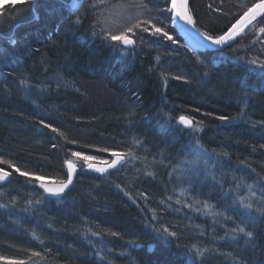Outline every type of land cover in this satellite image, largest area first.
<instances>
[{"label": "trees", "instance_id": "trees-1", "mask_svg": "<svg viewBox=\"0 0 264 264\" xmlns=\"http://www.w3.org/2000/svg\"><path fill=\"white\" fill-rule=\"evenodd\" d=\"M67 1L23 0L0 11V158L35 172L25 177L0 164L9 173L0 183V257L26 264H264V215L255 212L264 207V72L248 63L253 49L245 31L226 48L195 51L172 24L170 0H144L176 42L137 31L126 47L105 40L98 20L122 0H84L79 11ZM228 1L217 10L209 0H188L196 27L209 35L229 27L230 12L244 5ZM254 25L264 27V15ZM56 74L112 93L89 107ZM181 114L199 130L179 125ZM104 148L132 155L104 173L82 164L64 198L43 195L36 171L51 167L49 177L64 180L63 161L77 159L73 152L95 156ZM160 157L167 163L156 168ZM249 184L257 191L254 223L240 203ZM238 224L254 237L233 232ZM162 226L177 236L165 241L154 231ZM193 245L207 249L203 258ZM33 251L41 255L29 259Z\"/></svg>", "mask_w": 264, "mask_h": 264}, {"label": "snow or ice", "instance_id": "snow-or-ice-1", "mask_svg": "<svg viewBox=\"0 0 264 264\" xmlns=\"http://www.w3.org/2000/svg\"><path fill=\"white\" fill-rule=\"evenodd\" d=\"M41 0H30L31 6L36 5L37 3H40ZM103 2V0H101ZM84 5V0H74V3L72 5V8L74 11H79ZM90 8H95L96 3H92L89 5ZM127 7H137L140 8L142 5L140 4H130ZM211 7V5H209ZM171 11L175 12V15L179 17L182 21L185 23L191 25L193 28L196 29V31L199 33V28L196 27V23L193 19V16L189 13L188 11V0H171ZM2 11V9H0ZM264 14V0H259L258 3L252 5V7L248 8L246 12H244L243 16H241L235 24L231 26V28L228 29L227 32H225L223 35H219L216 37H213L209 35L208 33H201V35L204 36V38L207 41H211L212 44L214 45H224L228 41L233 40L239 33L243 32V30L252 23V21L256 20L257 16ZM140 13L136 14V18L134 19L132 15L130 14H122L121 19L123 22V31L120 32L119 35L112 34L111 32L101 29V31L104 33V39L107 41H119L121 42L124 46H131L135 43V41L131 38L126 33H133L134 29L141 28V25H145L141 30L144 32L149 31V27L151 26L152 29V34H160L163 37L167 38L168 40H172L173 43L176 41L172 39V37L168 34L167 31H164L161 27L156 26V24L153 23L151 19H145V20H140L139 19ZM36 18L38 19L39 16L37 15ZM77 24L82 23L80 17H77L74 21ZM119 22V21H118ZM95 27V23H94ZM261 32H264V28H260ZM96 35V32H93V36ZM9 43H16L15 40L9 39ZM113 47H116V45H112ZM157 60L159 58L157 57ZM249 64L255 65L261 69H264V61H260L258 59H252L248 61ZM161 76H165L164 73H161ZM175 79H180L181 77H174ZM221 120L227 119L226 117H219ZM43 123V121H41ZM178 123L180 125H183L185 128H190L193 129L194 131L199 130L198 124L194 126L193 120L185 115H180L178 118ZM45 127H52L51 125H45ZM53 132L58 131L56 128H52ZM140 141L134 140V144H139ZM198 147H202L199 146ZM99 151H104L107 152L109 149L104 148V149H99ZM72 155L76 157L78 160H82L85 162L87 167L89 169H95L97 172H106L109 168H115L120 161L124 160L126 157L131 156L132 152L129 151L127 153L121 154L119 152L113 151L112 156L115 157L111 161V163H108L107 161H102V163L106 164L107 167H97L93 161L97 160V157L91 156V155H82L81 152H73ZM199 161L198 160H193L190 163L192 164H197ZM0 164H7L10 168H15V171L18 172L21 176L25 177H32L33 174L28 173V172H23L19 168H16L15 165H13L10 161L4 160L3 158H0ZM67 168H68V175H67V180H61L58 182H55L53 186H49L48 184L43 182V178L40 176H35V180L40 181V187L44 189L46 193H48L50 196H55V197H61L64 195L65 190L69 187V185L72 184V175L76 170V165L73 164L72 160H67L66 161ZM148 175H153V173L149 172L147 173ZM9 176V173L7 171H4L2 168H0V182H4L7 180ZM239 185H237L238 187ZM247 190L249 193L248 197H242L240 200V203L242 206L250 213L249 215V223H254L255 222V217L251 215V212L253 211V204H252V198L257 196V191L254 189V185L249 184L247 185ZM261 198L259 202L261 204H264V188L261 190ZM28 204H31L32 201H27ZM39 203V201H37ZM204 207L210 209L212 206L209 205L207 202H204ZM255 212L260 213L264 215V207H258L255 209ZM215 215V213H213ZM165 241L169 240L170 238H174L177 236V233L174 231H170L169 228L162 226L160 229H154ZM233 232H238L242 233L245 237L249 238L251 240L254 237V232L253 231H247L244 226L238 225L236 228L232 230ZM113 236L119 235L118 233L112 232L110 233ZM35 239H39L37 236H35ZM193 250L195 251L196 255L203 258L204 252L207 251V249H199L196 247V245H193ZM41 254L39 252L33 251L31 253V256L29 259L32 257H39ZM0 260H6V264H26V261L23 259H8L5 257H0Z\"/></svg>", "mask_w": 264, "mask_h": 264}, {"label": "rangeland", "instance_id": "rangeland-1", "mask_svg": "<svg viewBox=\"0 0 264 264\" xmlns=\"http://www.w3.org/2000/svg\"><path fill=\"white\" fill-rule=\"evenodd\" d=\"M144 0H122L120 3L115 2L110 4L109 7H106V11L104 9V11L100 14L98 20H99V24L101 25L102 29H105L109 32H111L112 34L115 35H119L121 31H123V22L121 19V15L122 14H130L133 16V18H136V14L140 13L139 15V19L140 20H145V19H151L153 21L154 24L159 25V27H163L162 24H165V21L163 19H158V14L153 12L151 13V11L149 10L150 8L143 5L140 8L137 7H127L130 4H142ZM240 3H242L244 6H240L239 9H237V11L232 10L230 12V14H232V19H236L239 15H241L240 13L242 11H244L246 8H248L251 3H253L254 0H238ZM16 2H23V0H0V9L5 5V4H12V3H16ZM209 4H211V6L217 10H219V8L222 9H226V6H229L231 3L226 0V1H220V0H209ZM216 7V8H215ZM153 11V10H152ZM172 17V15H171ZM119 21V22H118ZM173 21V20H172ZM173 24V22H172ZM145 27V25L141 26V28H137L134 29L133 33H126L129 38L135 40V34L137 33V31L142 32V33H146L144 31H142L141 29ZM149 31H152L151 26ZM248 28V27H247ZM245 29V36L243 37L244 41L246 43H249V46L252 47V53H251V59H258L260 61H264V32L260 31V28H264L261 27L260 25H254L249 29ZM243 31V32H244ZM242 33V32H241ZM139 34V33H138ZM241 36V34H240ZM239 36V37H240ZM238 38V37H237ZM187 42V40H186ZM233 43V42H232ZM122 44V43H121ZM123 45V44H122ZM133 46V45H131ZM188 46V45H187ZM190 48V47H189ZM248 60V61H250ZM250 66L252 68L257 69L260 72H264V69H261L255 65H251ZM80 89H82V91H84V93H86V96L88 97V99L95 97L97 94L96 93H100V88H102L103 85L97 83V82H86V81H81V84L79 85ZM105 90H103L104 92ZM112 152L113 151H107L106 154H102V160L106 161V158H110V157H114L112 156ZM118 152V150L116 151ZM78 160V159H76ZM79 162H81L82 160H78ZM96 161V160H95ZM2 165V164H1ZM86 166V165H85ZM2 168L4 171L5 170L3 167ZM15 170V168H14ZM21 171L26 172L25 169L20 168ZM28 171V170H27ZM8 172V171H7ZM28 173H35L33 172V170L29 171ZM36 176H40L43 178V182L45 181H53V180H59V178L57 177H49V176H44V175H36ZM38 183H40V181L36 180ZM44 195V193H43ZM45 196V195H44ZM202 249V248H199ZM203 250V249H202ZM196 257H199L196 255L195 251H193Z\"/></svg>", "mask_w": 264, "mask_h": 264}, {"label": "bare ground", "instance_id": "bare-ground-1", "mask_svg": "<svg viewBox=\"0 0 264 264\" xmlns=\"http://www.w3.org/2000/svg\"><path fill=\"white\" fill-rule=\"evenodd\" d=\"M70 1H71V3H70ZM259 0H254L253 1V3H251V5L252 4H255V3H257ZM73 3H74V0H68L67 1V4L70 6V7H72V5H73ZM250 5V6H251ZM249 6V7H250ZM248 7V8H249ZM247 9V8H246ZM104 10H102V11H100V13H99V15L103 12ZM264 14H262L261 16H259V17H257V19L256 20H254V21H257L258 19H260V18H262V16H263ZM254 21H252V23L254 22ZM252 23H251V25H249L248 26V28L249 27H252ZM179 31V30H178ZM181 34V33H180ZM182 35V34H181ZM192 47H193V44H191L190 42H188ZM56 76H57V78H58V80H62V85H63V87L65 88V89H67L69 92H71V91H74L75 93H78L79 95H80V97H82V99H83V103L84 104H86L87 106H89V107H93L94 105H100V104H102L103 103V99L105 98H107V97H109L110 95H108V94H111L112 92L110 91V90H108L107 88H104L103 89V86H102V88H100V93H96L97 95L95 96V97H93V98H90V99H88V97L86 96V93H84V91H82V89H80L79 87V85L81 84V82L80 81H78V82H73V81H67L62 75H57L56 74ZM55 79H56V77H55ZM54 78H52V80H55ZM103 90H105L104 92H103ZM181 115H185V116H188L187 114H181ZM188 117H190V116H188ZM179 118V117H178ZM178 118H177V122H178ZM191 119H192V117H190ZM193 120V119H192ZM179 124V123H178ZM180 125V124H179ZM183 126V125H182ZM183 128L185 129V130H191V129H187V128H185L184 126H183ZM63 132H59V133H57V134H59V136L61 137V139H63V135L61 136L60 134H62ZM119 152V151H118ZM119 153H121V152H119ZM121 154H123V153H121ZM95 157H97V160L96 161H93V163H95V164H97V165H101V166H106V164H104V163H102V156H101V154H99V153H97L96 155H95ZM112 159H113V157H110V158H106L105 160L108 162V163H111V161H112ZM67 160H72V162H73V164H75L76 165V170H75V172L73 173V177H72V183H73V180H74V177H75V175L77 174L76 173V171L78 170V169H80L81 168V166H82V164L85 166L86 164H85V162L84 161H81V162H79L78 160H76V159H66V160H64L63 161V167L67 170V164H66V161ZM124 160H122V161H120V163H122ZM120 163H118L117 165H119ZM166 163H167V160L165 159V158H162V157H160V158H158L155 162H154V166L156 167V168H161V167H163V166H165L166 165ZM86 167H87V165H86ZM117 167V166H116ZM115 167V168H116ZM88 168V167H87ZM115 168H109L107 171H109V170H114ZM89 169V168H88ZM56 169H52L51 170V167H50V169H47V170H41V171H36V175H44V176H53V174H55V173H53L54 171H55ZM90 170H92L93 172H97L95 169H90ZM29 171H31V170H26V172H29ZM106 171V172H107ZM34 172V171H33ZM104 173V172H103ZM58 175V174H57ZM66 177H67V175H66ZM66 177L64 178V180H66ZM54 182H57L58 180H53ZM53 181H52V183H53ZM1 183V182H0ZM44 183H51V181L49 180V181H45ZM37 184H38V186L40 185V183H38L37 182ZM73 184H71L70 186H69V189L71 188V186H72ZM40 187V186H39ZM40 190L42 191V193H44L43 192V190L41 189V187H40ZM68 191V190H67ZM67 191H65V193L67 192ZM64 193V194H65ZM44 195H45V193H44ZM47 198H50V199H52V200H54V199H62V198H64V195L63 196H61V197H54V198H52V197H50V196H47V195H45ZM239 225V224H238ZM0 264H6V262H4V260H0Z\"/></svg>", "mask_w": 264, "mask_h": 264}, {"label": "water", "instance_id": "water-1", "mask_svg": "<svg viewBox=\"0 0 264 264\" xmlns=\"http://www.w3.org/2000/svg\"><path fill=\"white\" fill-rule=\"evenodd\" d=\"M259 2V1H258ZM257 2V3H258ZM70 3H71V1H70ZM256 4V3H255ZM252 5H254V4H252ZM252 5L250 6V7H252ZM169 6H170V8H171V0H170V3H169ZM249 7V8H250ZM248 10V8L247 9H245L244 11H242L240 14L241 15H239L235 20H233L231 23H230V26L229 27H227L225 30H223L222 32H220V34H218V35H211V36H213V37H216V36H219V35H223L225 32H227L228 31V29L229 28H231V26L233 25V24H235L236 23V21L241 17V16H243V14H244V12H246ZM188 11H189V5H188ZM171 15H172V17H173V26L175 27V28H177L178 30H179V33H181L183 36H185V38H186V40H187V45L191 48V49H193V50H195V51H197V50H208V51H210V50H220V49H223V48H226L227 46H229V45H231V43L232 42H234L236 39H237V37H239L240 36V34L241 33H239L233 40H230V41H228L226 44H224V45H214V44H212V42L211 41H207L205 38H204V36L203 35H201V33H203L200 29H199V33L196 31V29L195 28H193L191 25H189V24H187V23H185L184 21H182L179 17H177L176 15H175V12L174 11H171ZM262 15V14H261ZM261 15H259V16H261ZM259 16H257V17H259ZM257 19V18H256ZM249 25H251V24H249ZM248 25V26H249ZM247 26V27H248ZM246 27V28H247ZM198 28V27H197ZM245 28V29H246ZM244 29V30H245ZM243 30V31H244ZM188 42H190L191 44H193V47L188 43ZM187 129H190V128H187ZM113 159H115V157H113ZM112 159V160H113ZM97 165V164H96ZM97 167H107V165L106 166H101V165H97ZM66 173H67V175H68V168H67V170H66ZM72 177H73V175H72ZM66 180H67V177H66ZM58 182V181H57ZM46 184H48L49 186H53L54 184H55V182L53 181V183L51 182V183H46ZM70 186V185H69ZM42 190H43V192L45 193V195H47V196H50L48 193H46L45 191H44V189L43 188H41ZM69 189V187L65 190V191H67ZM50 197H52V198H54L55 196H50Z\"/></svg>", "mask_w": 264, "mask_h": 264}]
</instances>
